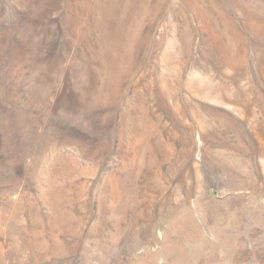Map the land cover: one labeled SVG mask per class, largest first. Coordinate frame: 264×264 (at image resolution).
I'll return each mask as SVG.
<instances>
[{
    "label": "rangeland",
    "instance_id": "rangeland-1",
    "mask_svg": "<svg viewBox=\"0 0 264 264\" xmlns=\"http://www.w3.org/2000/svg\"><path fill=\"white\" fill-rule=\"evenodd\" d=\"M0 264H264V0H0Z\"/></svg>",
    "mask_w": 264,
    "mask_h": 264
}]
</instances>
